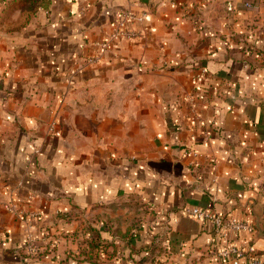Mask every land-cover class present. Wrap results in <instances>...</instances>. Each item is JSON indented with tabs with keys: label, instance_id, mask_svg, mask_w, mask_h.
Wrapping results in <instances>:
<instances>
[{
	"label": "crops",
	"instance_id": "0c3cea01",
	"mask_svg": "<svg viewBox=\"0 0 264 264\" xmlns=\"http://www.w3.org/2000/svg\"><path fill=\"white\" fill-rule=\"evenodd\" d=\"M187 206L264 258V0H0V264H227Z\"/></svg>",
	"mask_w": 264,
	"mask_h": 264
},
{
	"label": "built area",
	"instance_id": "2783aa9c",
	"mask_svg": "<svg viewBox=\"0 0 264 264\" xmlns=\"http://www.w3.org/2000/svg\"><path fill=\"white\" fill-rule=\"evenodd\" d=\"M141 17L138 16L132 8H125L122 12L121 17L116 21L112 34L111 40L118 39H134L139 36L137 30L133 27L137 20ZM109 43L106 41L96 42L95 47L101 51L109 48ZM90 61L92 63L98 62V57H91ZM207 70L205 67H201L194 77V80H198L206 74ZM55 128V124L53 125ZM53 128V129H54ZM12 210V206H10ZM18 211V210H16ZM186 214L195 218L201 222H211L218 235H223L228 244L220 248L215 252V256L218 259L225 260L227 264H264V258L257 257L254 250L249 247L243 248L236 244L231 243L229 234L242 233L248 231L252 228V224L246 220H239L235 218H229L217 212H213L208 209H203L197 206H187L184 208ZM23 215V212L20 211ZM27 215V238L30 240V244L33 243L35 237L32 233L31 226L34 224V219L38 216L37 212H29ZM19 264H28V261L23 259Z\"/></svg>",
	"mask_w": 264,
	"mask_h": 264
},
{
	"label": "water",
	"instance_id": "95a60500",
	"mask_svg": "<svg viewBox=\"0 0 264 264\" xmlns=\"http://www.w3.org/2000/svg\"><path fill=\"white\" fill-rule=\"evenodd\" d=\"M256 227L258 228V235L264 237V229H263V227H262V225H261L260 217H259V216L257 217Z\"/></svg>",
	"mask_w": 264,
	"mask_h": 264
},
{
	"label": "rangeland",
	"instance_id": "374dc122",
	"mask_svg": "<svg viewBox=\"0 0 264 264\" xmlns=\"http://www.w3.org/2000/svg\"><path fill=\"white\" fill-rule=\"evenodd\" d=\"M255 2H257V1H260V0H254Z\"/></svg>",
	"mask_w": 264,
	"mask_h": 264
},
{
	"label": "trees",
	"instance_id": "16d2710c",
	"mask_svg": "<svg viewBox=\"0 0 264 264\" xmlns=\"http://www.w3.org/2000/svg\"><path fill=\"white\" fill-rule=\"evenodd\" d=\"M7 5V4H6Z\"/></svg>",
	"mask_w": 264,
	"mask_h": 264
}]
</instances>
